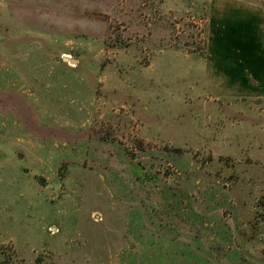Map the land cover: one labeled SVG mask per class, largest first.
Wrapping results in <instances>:
<instances>
[{
	"label": "rangeland",
	"instance_id": "rangeland-1",
	"mask_svg": "<svg viewBox=\"0 0 264 264\" xmlns=\"http://www.w3.org/2000/svg\"><path fill=\"white\" fill-rule=\"evenodd\" d=\"M34 1L0 0V264H264V98L217 93L211 0Z\"/></svg>",
	"mask_w": 264,
	"mask_h": 264
},
{
	"label": "crops",
	"instance_id": "crops-1",
	"mask_svg": "<svg viewBox=\"0 0 264 264\" xmlns=\"http://www.w3.org/2000/svg\"><path fill=\"white\" fill-rule=\"evenodd\" d=\"M13 2L27 5L35 1L10 0L9 3ZM72 3L76 5L77 1ZM78 3L80 7L81 2ZM211 4L209 33L218 52L215 68L221 70L226 84L229 83L228 91L218 88L217 93L224 90L222 93L228 95L264 98V8L247 0H211ZM236 54L240 55L238 62L234 61Z\"/></svg>",
	"mask_w": 264,
	"mask_h": 264
},
{
	"label": "water",
	"instance_id": "water-1",
	"mask_svg": "<svg viewBox=\"0 0 264 264\" xmlns=\"http://www.w3.org/2000/svg\"><path fill=\"white\" fill-rule=\"evenodd\" d=\"M64 60H65V61H69V57H64ZM74 60L77 61V59H73V61H74Z\"/></svg>",
	"mask_w": 264,
	"mask_h": 264
}]
</instances>
